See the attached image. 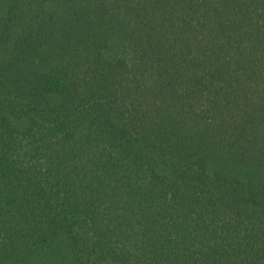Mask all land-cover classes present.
I'll return each mask as SVG.
<instances>
[{
    "label": "trees",
    "instance_id": "16d2710c",
    "mask_svg": "<svg viewBox=\"0 0 264 264\" xmlns=\"http://www.w3.org/2000/svg\"><path fill=\"white\" fill-rule=\"evenodd\" d=\"M0 264H264V0H0Z\"/></svg>",
    "mask_w": 264,
    "mask_h": 264
}]
</instances>
